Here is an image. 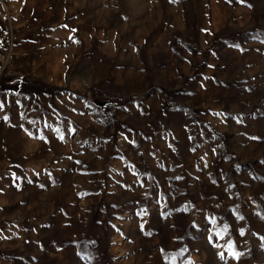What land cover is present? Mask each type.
I'll return each instance as SVG.
<instances>
[{
  "label": "rangeland",
  "instance_id": "374dc122",
  "mask_svg": "<svg viewBox=\"0 0 264 264\" xmlns=\"http://www.w3.org/2000/svg\"><path fill=\"white\" fill-rule=\"evenodd\" d=\"M0 264H264V0H0Z\"/></svg>",
  "mask_w": 264,
  "mask_h": 264
}]
</instances>
